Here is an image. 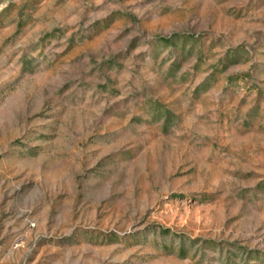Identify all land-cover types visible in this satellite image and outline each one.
I'll return each instance as SVG.
<instances>
[{
    "label": "rangeland",
    "instance_id": "1",
    "mask_svg": "<svg viewBox=\"0 0 264 264\" xmlns=\"http://www.w3.org/2000/svg\"><path fill=\"white\" fill-rule=\"evenodd\" d=\"M0 264H264V0H0Z\"/></svg>",
    "mask_w": 264,
    "mask_h": 264
}]
</instances>
